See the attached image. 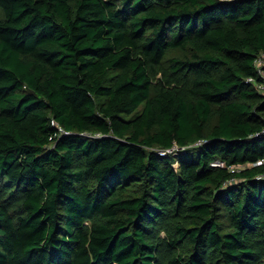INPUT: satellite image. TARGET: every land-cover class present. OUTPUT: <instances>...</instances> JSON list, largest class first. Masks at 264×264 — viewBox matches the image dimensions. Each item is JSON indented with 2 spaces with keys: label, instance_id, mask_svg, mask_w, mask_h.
<instances>
[{
  "label": "trees",
  "instance_id": "1",
  "mask_svg": "<svg viewBox=\"0 0 264 264\" xmlns=\"http://www.w3.org/2000/svg\"><path fill=\"white\" fill-rule=\"evenodd\" d=\"M0 11V264H264V0Z\"/></svg>",
  "mask_w": 264,
  "mask_h": 264
},
{
  "label": "built area",
  "instance_id": "2",
  "mask_svg": "<svg viewBox=\"0 0 264 264\" xmlns=\"http://www.w3.org/2000/svg\"><path fill=\"white\" fill-rule=\"evenodd\" d=\"M253 66L255 69V75L248 77L246 79V81L251 83L254 86L257 93L264 96V52H260L258 55H256V57L254 58V61H253ZM51 124L55 125L57 127V130L59 133H65V134L67 133L54 120H51ZM262 132H264V129L262 130ZM172 151H173V149H169L165 152L171 153ZM261 162H264V159H262ZM212 165L223 167L224 163L220 162V161H215L212 163ZM240 168H241V166H235V165L230 166L231 171H237Z\"/></svg>",
  "mask_w": 264,
  "mask_h": 264
},
{
  "label": "rangeland",
  "instance_id": "3",
  "mask_svg": "<svg viewBox=\"0 0 264 264\" xmlns=\"http://www.w3.org/2000/svg\"><path fill=\"white\" fill-rule=\"evenodd\" d=\"M0 16H1V11H0ZM184 55L185 53L181 51L180 49H172L167 53L165 60L171 57H182ZM196 156H197V152L191 151L189 158H195Z\"/></svg>",
  "mask_w": 264,
  "mask_h": 264
}]
</instances>
